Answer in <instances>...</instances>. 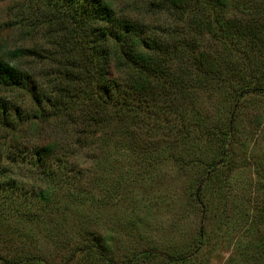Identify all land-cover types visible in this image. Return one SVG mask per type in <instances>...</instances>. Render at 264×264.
I'll return each mask as SVG.
<instances>
[{"label":"trees","instance_id":"trees-1","mask_svg":"<svg viewBox=\"0 0 264 264\" xmlns=\"http://www.w3.org/2000/svg\"><path fill=\"white\" fill-rule=\"evenodd\" d=\"M38 1L45 9L31 28L43 30L45 45L4 53L0 43V264H204L205 242L215 236L208 225L228 201L222 190L232 157L223 147L244 109L264 98V0H157L150 3L157 24L119 15L110 0ZM199 95L214 98L215 113L194 110ZM28 133L41 142L22 140ZM197 137L219 144L189 198L208 221L179 247L112 245L62 204L105 202L86 192L85 172L69 160L89 145L102 149L92 155L95 166L113 167L105 150L117 141L152 175L160 142L175 157L179 143L194 152L189 141ZM145 142L157 154L143 156ZM88 176L92 188L99 184ZM58 212L71 217L68 227L47 217ZM26 225L45 230L49 257L34 251Z\"/></svg>","mask_w":264,"mask_h":264},{"label":"rangeland","instance_id":"rangeland-1","mask_svg":"<svg viewBox=\"0 0 264 264\" xmlns=\"http://www.w3.org/2000/svg\"><path fill=\"white\" fill-rule=\"evenodd\" d=\"M110 1L119 15L135 20L144 18L148 24H157L159 20L155 7L150 5L157 0ZM44 9L45 6L38 0H0V43L4 53L16 47L45 45L43 30L31 28L33 17L34 21L41 19ZM43 66L37 67V75L44 81L46 69ZM200 97L196 99L200 103L195 105L194 110L201 115L215 113L214 98ZM257 117L259 120H256ZM239 118L237 134L232 137L230 133L223 147L232 157L222 190L228 201L208 225L215 236H209L205 242L202 250L204 264H264V217H260L264 209V98L245 108ZM28 134H24L22 140L27 143L41 142L37 134ZM197 139L189 141L195 145L194 152L185 143H179V155L175 157L166 151V142L159 143L164 150L159 151L160 154L151 151L145 142L143 156L144 153L148 158L152 154L159 155L150 158L154 162L152 175L142 169L136 159L128 158L129 151L123 150L117 141L105 150L113 167L108 170L105 166H95L91 162L92 155L99 156L102 149L97 150L96 146L89 145L69 160L73 165L76 161L79 169L85 172L82 184H86V192L91 189L90 195L94 194L92 198L95 196L105 202L101 207L100 202L96 205L85 197L83 203L70 197L63 198L62 204L71 203L73 211L80 216L82 227L96 231L102 237L108 236L112 245L133 248L153 243L170 249L179 247L198 233L199 225L208 221L202 220L199 206L194 202L189 203V198L199 180L205 179L203 163L212 157L210 151H215L217 141ZM58 141L65 142L62 139ZM127 169H130L129 173ZM143 170V179L139 174L136 176ZM90 171L99 179V184L93 188L88 176ZM121 171H126L127 176L123 180L125 182L121 183L123 187L114 194L111 184L116 175L120 177V174H124ZM106 172L112 174L107 176ZM31 183L40 186L38 182ZM110 194L112 198L108 197ZM66 214L58 212L55 216L48 214L47 217H57L59 224L64 221V227H68L71 217ZM23 230L31 240L34 251L44 256L48 254L49 257L53 247L43 237L45 230H35L33 225H26ZM62 237L56 236L55 239Z\"/></svg>","mask_w":264,"mask_h":264}]
</instances>
